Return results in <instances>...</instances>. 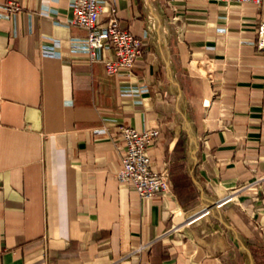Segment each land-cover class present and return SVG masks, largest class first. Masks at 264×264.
<instances>
[{
    "label": "crops",
    "instance_id": "0c3cea01",
    "mask_svg": "<svg viewBox=\"0 0 264 264\" xmlns=\"http://www.w3.org/2000/svg\"><path fill=\"white\" fill-rule=\"evenodd\" d=\"M6 1L0 264H243L236 238L264 250V0H105L98 28L116 17L144 48L114 75L109 48L90 62L74 0ZM123 125L159 127L148 155L164 195L117 181Z\"/></svg>",
    "mask_w": 264,
    "mask_h": 264
},
{
    "label": "built area",
    "instance_id": "2783aa9c",
    "mask_svg": "<svg viewBox=\"0 0 264 264\" xmlns=\"http://www.w3.org/2000/svg\"><path fill=\"white\" fill-rule=\"evenodd\" d=\"M105 0H74L72 7L71 23L82 27L87 32V49L90 62L97 61V51L109 48L111 56L101 59L105 73L114 75L119 72L130 73L135 63L143 54L141 38L128 30L121 29L116 17L108 20L105 30L98 28V19ZM174 0H166L169 4ZM213 2L250 3L256 7L262 5L263 0H207ZM5 5L9 12H18L21 7L15 0H7ZM258 50L264 49V21L257 24ZM120 136L125 143V154L121 159V166L116 172L119 183H130L141 198H151L157 194L164 195L169 189V175L166 171L155 172L151 169L148 148L157 142L159 127L153 126L145 131H138L130 126H121ZM232 198L227 197L218 204L221 207ZM210 213V208H205L202 215Z\"/></svg>",
    "mask_w": 264,
    "mask_h": 264
},
{
    "label": "water",
    "instance_id": "95a60500",
    "mask_svg": "<svg viewBox=\"0 0 264 264\" xmlns=\"http://www.w3.org/2000/svg\"><path fill=\"white\" fill-rule=\"evenodd\" d=\"M165 54V59L166 61L168 60V55L166 52H164ZM168 62V61H167ZM236 244L238 246H241L242 249H244L246 251V255L248 257V260H249V263L250 264H253V261H252V257H251V253H250V250L247 248V246L245 244H241L240 240L238 238H236Z\"/></svg>",
    "mask_w": 264,
    "mask_h": 264
},
{
    "label": "rangeland",
    "instance_id": "374dc122",
    "mask_svg": "<svg viewBox=\"0 0 264 264\" xmlns=\"http://www.w3.org/2000/svg\"><path fill=\"white\" fill-rule=\"evenodd\" d=\"M242 244V243H241ZM236 250H238V252H239V256H240V258H242V260H243V264H247L246 263V261H244V256H246V251L244 250V249H242L241 248V246H236V248H235Z\"/></svg>",
    "mask_w": 264,
    "mask_h": 264
},
{
    "label": "trees",
    "instance_id": "16d2710c",
    "mask_svg": "<svg viewBox=\"0 0 264 264\" xmlns=\"http://www.w3.org/2000/svg\"><path fill=\"white\" fill-rule=\"evenodd\" d=\"M180 142H181V140H180ZM178 144H179V142H178ZM249 250H250V249H249ZM256 251H257V252H255V250H253V252L251 251L252 255H254L255 253H259V254L262 255L263 260H264V250H256ZM263 264H264V261H263Z\"/></svg>",
    "mask_w": 264,
    "mask_h": 264
}]
</instances>
